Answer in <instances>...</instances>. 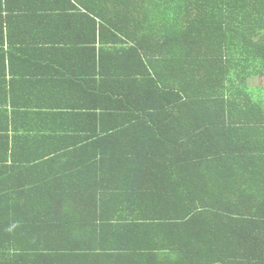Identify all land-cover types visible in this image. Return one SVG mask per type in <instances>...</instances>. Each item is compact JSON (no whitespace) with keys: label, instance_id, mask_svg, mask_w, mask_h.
I'll return each mask as SVG.
<instances>
[{"label":"trees","instance_id":"obj_1","mask_svg":"<svg viewBox=\"0 0 264 264\" xmlns=\"http://www.w3.org/2000/svg\"><path fill=\"white\" fill-rule=\"evenodd\" d=\"M107 1L79 16L116 124L86 170L0 149V264H264V0Z\"/></svg>","mask_w":264,"mask_h":264},{"label":"crops","instance_id":"obj_2","mask_svg":"<svg viewBox=\"0 0 264 264\" xmlns=\"http://www.w3.org/2000/svg\"><path fill=\"white\" fill-rule=\"evenodd\" d=\"M97 3L109 4L0 0V149L47 157L67 156L64 150L53 149H72L75 163L70 167L77 170H86L81 159L87 161L99 152L93 145L95 137L116 124L109 115L113 112L100 100L107 79L104 72L115 69L116 63L103 59V45L110 46L108 42L94 44V18L83 17ZM70 163L64 157L49 166L57 171ZM130 179L136 186L135 176ZM122 187L106 191L105 196L114 201L130 198ZM120 207L134 214L137 208L130 201Z\"/></svg>","mask_w":264,"mask_h":264},{"label":"rangeland","instance_id":"obj_3","mask_svg":"<svg viewBox=\"0 0 264 264\" xmlns=\"http://www.w3.org/2000/svg\"><path fill=\"white\" fill-rule=\"evenodd\" d=\"M261 33H263V31H261ZM246 34H247V32H246ZM230 42H232V40H230ZM237 43H238V41H234V42H232V45H235ZM247 59H248V61H252L253 60V58H247ZM228 64L231 67L238 66L232 60H229ZM250 68H251V65H249L247 69H250ZM247 73L249 75V80H251V81H249V87H247V90H240V89L239 90H229L230 92H229L227 98L232 103H237V104H242L243 105L245 103L246 98H247L248 95L255 94V91L253 89H251V88H254L253 86L257 85L256 84L257 83L256 78H258L257 75H260L261 70L253 67L252 70L251 71L248 70ZM261 90H263V89L261 88Z\"/></svg>","mask_w":264,"mask_h":264}]
</instances>
